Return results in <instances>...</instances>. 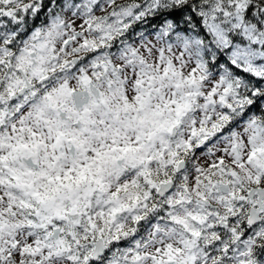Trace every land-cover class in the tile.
<instances>
[{
    "label": "snow or ice",
    "instance_id": "obj_1",
    "mask_svg": "<svg viewBox=\"0 0 264 264\" xmlns=\"http://www.w3.org/2000/svg\"><path fill=\"white\" fill-rule=\"evenodd\" d=\"M0 264H264V0H0Z\"/></svg>",
    "mask_w": 264,
    "mask_h": 264
}]
</instances>
